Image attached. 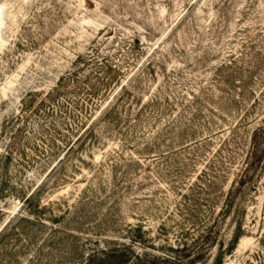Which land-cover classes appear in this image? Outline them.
<instances>
[{
  "label": "rangeland",
  "instance_id": "1",
  "mask_svg": "<svg viewBox=\"0 0 264 264\" xmlns=\"http://www.w3.org/2000/svg\"><path fill=\"white\" fill-rule=\"evenodd\" d=\"M123 247L264 264V0H0V264Z\"/></svg>",
  "mask_w": 264,
  "mask_h": 264
},
{
  "label": "trees",
  "instance_id": "2",
  "mask_svg": "<svg viewBox=\"0 0 264 264\" xmlns=\"http://www.w3.org/2000/svg\"><path fill=\"white\" fill-rule=\"evenodd\" d=\"M255 137H257L255 135ZM252 160L254 162L258 161V156L255 155V152L252 153ZM253 163H251L250 165H252ZM239 234V230L237 229L234 235V238L236 239L238 237ZM236 241V240H235ZM187 247V246H184ZM183 247V248H184ZM191 255H182L179 259L182 260H178L176 261V258H171L168 257L165 259L164 262L162 263H156L154 261H149L147 262V264H193L191 263L192 260L190 257ZM138 261V256L137 254L132 251V249H128V248H114L111 250H106L103 251L102 253H96L95 255H92L91 258L88 259V261L84 264H128L131 263L132 261ZM172 261V262H169ZM138 264H142L138 261ZM217 264H221V263H217Z\"/></svg>",
  "mask_w": 264,
  "mask_h": 264
}]
</instances>
